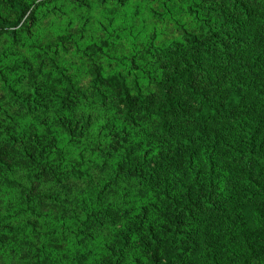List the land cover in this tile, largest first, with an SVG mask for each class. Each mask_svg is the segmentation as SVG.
<instances>
[{"label": "trees", "instance_id": "16d2710c", "mask_svg": "<svg viewBox=\"0 0 264 264\" xmlns=\"http://www.w3.org/2000/svg\"><path fill=\"white\" fill-rule=\"evenodd\" d=\"M54 12L46 0H0V35L34 58L51 101L37 88L19 91L30 70L0 55L8 108L0 103V190L23 195V180L31 189H70L89 179L88 156L117 160L115 177L82 217L45 232L14 221L56 205L57 196H23L14 214L0 202V244L17 242L25 264H264V0H202L190 12L196 35L144 51L150 68L127 75L95 63L102 46L82 47L71 36L36 41L39 22ZM67 60L78 61L84 85L67 74ZM88 101L126 127L145 126L147 140L130 143L125 131L109 129L88 143L93 121L77 113ZM9 109L44 117L15 133ZM119 178L150 194L136 223L128 224V210L107 206ZM107 230L114 233L102 246Z\"/></svg>", "mask_w": 264, "mask_h": 264}, {"label": "rangeland", "instance_id": "374dc122", "mask_svg": "<svg viewBox=\"0 0 264 264\" xmlns=\"http://www.w3.org/2000/svg\"><path fill=\"white\" fill-rule=\"evenodd\" d=\"M42 0H24L25 3H38ZM49 8H57L60 13L54 12L39 22L34 32V38L42 45H53L57 36H71L80 45L96 44L102 46V51L94 58L99 66L107 72H116L124 75L135 72H145L150 67L142 59L144 51L151 48L160 49L170 43L180 40L183 32L196 35V23L191 10L201 6L202 0H87L90 4L88 10H79L68 4L65 0H46ZM56 13V14H55ZM44 18V17H43ZM9 40L0 35V55L5 53L9 60L8 65L14 61L20 63L30 71L25 72L19 91L30 92L37 88L44 93L45 105L51 101L41 76L35 71L34 58L20 48L10 47ZM78 61L67 60L64 68L67 74L75 76L84 85L85 79L74 69ZM134 68L136 70L134 71ZM0 103L6 106L7 97L1 89ZM6 109L7 106H6ZM12 121L8 122L15 133H20L30 125L38 123L44 116L42 114H25L15 109H9ZM78 114L88 116L93 121V129L88 143L102 139L107 130L125 131L130 143L145 142L147 128L126 127L115 119L113 111L106 107L97 106L92 101L82 102L78 105ZM51 111L49 118L55 117ZM86 159L94 162L90 169L89 179L76 184L67 190H59L48 183L40 184L31 189L29 182L22 181L23 195L16 192L0 190V202L10 206L7 211L14 214L23 208L20 198L24 202H31L36 194H50L57 196V204L44 207L42 210L19 216L15 224H33L39 231H49L59 228L63 223H69L72 217H82L84 206L92 202L110 180L115 177L116 162L104 164L101 158L88 156ZM20 173V172H19ZM18 173V174H19ZM23 175V171H22ZM26 176V174H25ZM35 184V183H34ZM36 186V185H35ZM107 192V206L129 211L128 224L136 223L142 211L147 208L151 199L148 190L136 186L127 179L119 178ZM35 188V187H34ZM114 230H107L101 235L102 246L111 241ZM24 255L18 243L2 237L0 244V264H25L29 259Z\"/></svg>", "mask_w": 264, "mask_h": 264}]
</instances>
